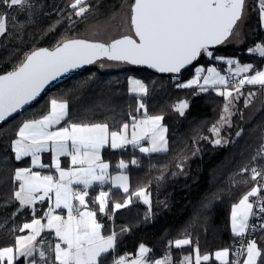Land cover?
I'll list each match as a JSON object with an SVG mask.
<instances>
[{"label":"snow or ice","instance_id":"6c2138e0","mask_svg":"<svg viewBox=\"0 0 264 264\" xmlns=\"http://www.w3.org/2000/svg\"><path fill=\"white\" fill-rule=\"evenodd\" d=\"M0 5L7 9L17 8L21 14L27 10L29 23H31V9L33 0H0ZM71 13L66 17L62 15L63 9L57 12L58 19L49 31L63 23L65 19L69 27L91 11L92 5L88 0H72L68 5ZM256 9L259 13L261 27H264V0H259ZM248 15L247 0H134L131 5L130 21L132 34H123L120 38L111 39L110 42H93L84 39H69L50 50L38 48L26 55L24 62L15 71L0 75V122L5 121L13 114L24 109L29 102L36 100L41 91L50 82L56 80L72 70L85 65L96 64L102 59L113 62H121L131 65H146L160 73L180 74L182 70L193 65L200 57L213 60H225L216 56L213 46L223 45L230 41H240L242 25ZM13 26L23 29L25 25L19 24L16 17L12 18ZM8 32V17L6 12H0V36ZM135 37V38H134ZM249 53H259L264 57V42L247 49ZM228 65H236L235 74L248 73L254 70V65H240L231 58L226 60ZM104 66L103 63L100 65ZM207 71L210 75L201 77ZM215 74V78L211 75ZM201 78L203 85L200 84ZM134 85L130 89L141 99L138 100L139 112L147 109L143 97L148 95V88L138 80L129 78ZM229 80L220 76L215 68L205 69L203 66L195 67L194 75L186 83H177L178 88L199 87L200 92L208 91V87L222 85L224 91L218 94L226 97L224 112L220 120L213 125L211 131L215 139L211 141L214 146H223L229 143V137L221 136L224 125L232 127L231 117L236 114L230 108L234 100L242 95L240 88L244 84L259 85L264 89V70L255 71L254 75H246L240 79L234 91L228 90ZM249 97L254 93H249ZM251 103L245 98V106ZM51 110L39 120H26L19 127L17 138L11 141L10 147L14 153L16 162L25 157L31 158L32 167L52 168L59 173L58 178L53 175H42L39 171H33L32 167H18L12 177L13 183L19 182L18 190L13 198L19 202L17 212L24 208L36 211L34 205L37 201H51L55 197V209H66V217L54 214L51 205L44 216L47 223H42V218H33L31 223H24L14 231L23 232L29 230L28 235L16 236L15 245L0 248V264H14L23 258L25 264H104V258L114 252L117 247L118 237L123 236L127 229L119 232L110 231L104 235L105 226L97 219V212L88 209L86 197L88 190L95 185L104 186L112 182L113 189H122L129 194L128 177L121 174L110 177L107 173L109 164L103 162L100 150L105 146L112 149H124L128 145L138 148L143 154H167L169 142L166 136L167 127L162 124L163 115L146 116V119L137 121L133 117V131L131 139H128L129 124L122 125L120 131H109L107 123H68L53 130L68 116L69 104L67 101L51 99ZM189 107L187 101H181L175 106V110L183 116L185 109ZM139 128L140 134L136 129ZM243 129L236 131L235 136L240 137ZM148 141V146H141V141ZM200 139H207L201 137ZM51 150L53 153L52 165L40 162V153ZM199 148L194 149L190 155H184L177 164L178 171L172 172V176L187 175L185 166L187 161L198 156ZM71 157L73 167L65 169L61 167L60 157ZM264 156V144H261L257 154L252 157L250 164L257 157ZM139 162L135 159L132 165ZM129 165L121 160L119 169H127ZM241 172H250L251 180L257 181L264 177V167L245 165ZM164 180L163 173L156 177L157 184ZM82 185L83 190H74L72 185ZM264 185L253 187L239 203L232 206L231 223L232 231L237 236H242L246 231L258 232L264 230V224L259 223L264 219V197L258 202L254 210V204L250 197H257ZM152 193L148 189H140L128 195L123 203H114L111 206L113 215L116 210L126 208L132 203L133 197L142 199L144 204L151 205ZM110 193L101 191L93 203L98 204V212L101 216H107L109 212ZM74 201L76 203H74ZM166 206V204H165ZM83 209V210H81ZM15 216V213L13 214ZM250 217H255L256 222L250 224ZM111 219V217H109ZM147 218V217H146ZM54 230L58 242L54 248L41 236L44 229ZM41 237L38 241L37 238ZM264 241V236H260ZM190 239H177L174 242L176 248L190 245ZM172 242L169 241V245ZM45 246L48 252H45ZM151 249L140 244L134 258L128 259L129 254L113 258V264H190L191 257L185 256L183 261L173 262L169 254L163 259H150ZM54 253V260L52 254ZM195 264L209 261L208 255L201 256L199 248L195 249ZM37 255L39 260L37 259ZM229 250L223 249L215 253V259L222 264H229L227 258ZM264 264V245L258 246L256 239L249 240L246 244V254L237 264Z\"/></svg>","mask_w":264,"mask_h":264},{"label":"trees","instance_id":"16d2710c","mask_svg":"<svg viewBox=\"0 0 264 264\" xmlns=\"http://www.w3.org/2000/svg\"><path fill=\"white\" fill-rule=\"evenodd\" d=\"M71 2L33 0L31 23L27 10L21 14L17 8L7 9L0 5V12H6L8 17V32L0 38V73L15 69L26 55L38 48L55 47L65 40L84 36L93 30L100 19L121 5V0H88L92 9L82 18L74 17L78 21L76 24L69 27L65 19V23L49 31L56 23L60 9L64 10V17L71 13L68 8ZM257 5V0L247 2L248 15L243 24L241 43L223 44L211 49L216 56L235 57L239 62L251 63L254 70H250V73L264 66V57L247 51L264 42V27H261ZM13 17L18 19L19 24L25 25L23 29L13 26ZM200 63L224 66L220 60L202 56L181 73L184 81L193 77L195 66ZM134 73L144 79L148 88V95L143 97L146 115L164 116L169 151L167 154L148 155L134 147H104L103 157L110 162V172L119 171L118 164L124 160L129 165L126 171L131 176L129 194H125L122 189H113L109 183L102 187L95 185L88 191L89 206L97 212V219L105 226L104 235L110 231L127 229L123 236L118 237L116 250L104 258V264H113L114 257L136 255L140 244L152 250V260L163 258L167 253L173 262H180L185 255L194 254L197 247L200 255H212L217 250L228 249L229 261L233 259L239 236L232 231V206L257 183L251 180L250 172H241V169L245 165L264 167V156L257 157L250 164L261 144H264V109L252 123L243 126L244 99L240 98L236 114L232 116V127L222 129L220 133L221 136L229 137V143L214 146L211 141L215 136L211 129L224 115L227 99L212 89L206 92H200L195 86L179 89L174 82L176 74L160 73L140 65L112 71H103L90 65L57 84L40 101L0 126V248L14 246L16 236L28 232L27 229L23 232L14 229L21 228L33 217H43L42 214H45L37 208L40 204L36 206L35 212L27 207L17 212L19 202L13 198V194L18 190L19 182L14 184L12 177L16 168L31 167L30 157L16 162L10 147L11 141L17 138L19 127L26 120H39L47 115L51 110V99H57L69 104L68 116L60 126L106 122L111 130H117L133 116L143 115L144 110L137 111L141 98L128 92L129 78ZM181 101H187L189 105L183 116L175 110ZM240 129H243V134L236 137L235 133ZM196 148L200 152L187 161L184 169L187 175L173 177L171 173L178 171L177 164L181 157L190 155ZM133 159L139 163L132 165ZM162 173L164 180L157 184L156 177ZM141 187L150 189L151 207L133 197L128 207L116 210L113 215L111 206L123 203L128 195ZM101 191H109L111 197L107 216H101L98 204L93 203ZM261 224H264V219ZM260 236H264V230L258 231L254 237L258 246L264 245ZM185 238L192 243L176 248L175 240ZM14 264H25V261L21 258ZM201 264L221 263L211 256L209 261H202Z\"/></svg>","mask_w":264,"mask_h":264},{"label":"rangeland","instance_id":"374dc122","mask_svg":"<svg viewBox=\"0 0 264 264\" xmlns=\"http://www.w3.org/2000/svg\"><path fill=\"white\" fill-rule=\"evenodd\" d=\"M249 0H247L248 2ZM257 2L259 3V0H257ZM133 3V0H121L120 2V7L117 9V10H113L108 16H105L104 18L100 19L96 24L95 26H93V30L90 31V32H87L86 34H84L85 37H88L90 39H96V40H102V41H105V42H110L111 39H116L117 37H120L121 35L123 34H132L133 31L131 29V25H130V21L128 20V17L130 15V9H131V5ZM242 32H243V25H242ZM82 37V36H81ZM1 38V36H0ZM241 39H242V35L240 37V41H230L226 44H230V43H236V44H239L241 43ZM225 44V45H226ZM211 50V49H210ZM219 57H223L225 58V60H220L222 62H224V66L223 65H216L214 63H211L210 65H205L203 63H200V64H197L195 67H199V66H203L205 69L207 68H215L217 70V72L219 73L220 76H223L226 78V80H229L230 81V84L229 85H232L233 84V80L235 79L233 77V72H235V68H236V65H228L226 63V60L231 58L233 60H236L238 61L237 58L235 57H226V56H222V55H218ZM239 62V61H238ZM101 63L104 64L103 67H101ZM240 65H244V64H251V63H242V62H239ZM92 65H95L97 66L98 68H100L101 70L103 71H112V70H119V69H123V68H128V67H131V64H126V63H121V62H113V61H107L106 59H102L101 61L97 62L96 64H92ZM234 67V68H233ZM207 75H210L207 71H204L202 74H201V77L203 76H207ZM214 78H215V74H211ZM228 77H231V78H228ZM233 77V78H232ZM130 78H133V79H138L140 81H142L145 86L147 87L146 85V82L144 81V79L138 75L137 73H134L130 76ZM228 78V79H227ZM189 80V79H188ZM188 80L184 81L183 80V84L186 83ZM174 82H175V85L177 84L175 79H174ZM203 79L201 78L200 80V84L203 85ZM134 87V85H132L131 83H129V89H128V92L131 93V94H136V93H133L130 91V89ZM205 87H208V90L209 89H212L214 90L215 92H219V89H221L220 85H215V86H205ZM178 88V87H177ZM180 89V88H179ZM198 89V88H197ZM199 90V89H198ZM137 95V94H136ZM236 93H234L233 96H235ZM246 96V94H245ZM226 98V97H225ZM238 102H241V99L239 98L238 100H234L232 102V106L230 108V110L235 113V111L237 110L236 108V105H238ZM143 111V109H142ZM224 115H226V113L224 112ZM223 115V116H224ZM146 116H154V115H145V112L143 111V115L141 116H133L135 117V119L137 121L139 120H144L146 119ZM133 117L130 121L128 122H125L127 124H129V129L127 131V136H128V139H131V134H132V131H133V128H132V125H133ZM233 122H234V119H233ZM232 122V117H231V124L233 123ZM97 123H106V122H97ZM124 123V124H125ZM243 123V122H242ZM108 124V123H107ZM162 124L165 125L162 121ZM109 125V124H108ZM166 126V125H165ZM54 130L56 128H59V126H54ZM110 127V126H109ZM228 126L227 125H224L222 129H226ZM122 128V126L120 128H118L117 130H111V128H109V131H120ZM137 133L140 134V129L137 128L136 129ZM166 136H167V133H166ZM141 146H148V141L145 139L143 141H141ZM127 147H133L132 145H128ZM136 150H138V148H135ZM103 149L100 150V157H101V160L103 162H106L109 164V168L107 170V173L110 177H117V176H120L121 174L123 175H126L128 177V185H129V192L131 191V176H130V173L126 171V169H120L119 171H114V172H110L111 170V165H110V162L106 159H104L103 157ZM102 151V152H101ZM139 151V150H138ZM46 154V152H45ZM143 154V153H142ZM52 158V157H51ZM64 163H66L67 165H69L68 168H71L73 167V165L71 164V157L70 158H64L63 159ZM53 162H50V163H47L46 165H52ZM127 163V162H125ZM128 164V163H127ZM32 167V165H31ZM61 167L62 168H67L66 166H63L62 163H61ZM32 170L33 171H39L42 175H53L54 177L58 178L59 176V173L56 172L55 168L52 167L50 168V172H47V171H42L41 169H39L38 167H32ZM109 184L112 185V182L109 181L108 182ZM107 184V183H106ZM76 185V184H75ZM75 185H72V188L74 190H78ZM256 187V185L254 186ZM82 188V187H81ZM81 188L79 189L81 191ZM148 189L150 190L149 188H146V187H141V188H138L137 190L135 191H138L140 189ZM89 191V190H88ZM134 191V192H135ZM250 191V190H249ZM248 191V192H249ZM106 192H109V191H106ZM247 193H245L244 195H246ZM243 195V196H244ZM98 196V195H97ZM243 196L240 198L242 199ZM86 199V203L88 205V209L89 210H92L94 211L90 206H89V201H88V197L85 198ZM151 199V203H152V197H150ZM142 202L143 200L140 199ZM239 202V201H238ZM238 202L234 203V204H237ZM40 201H37V203L34 205V207L36 208L37 204H39ZM74 203H76L74 201ZM233 204V205H234ZM49 205H51L53 207V209L55 210L54 211V214H60V215H63L66 217L67 215V210L66 209H55V197L53 195V198L51 201H47V205H39L37 208L39 210L42 209V213L44 212H47L48 208H49ZM147 205V204H146ZM152 205V204H151ZM151 205H148L149 207H151ZM19 208V207H18ZM83 210V209H81ZM43 217H40V216H37V217H33V218H42V223L46 224L47 223V219L46 217L44 216V214H42ZM32 218V219H33ZM31 219V220H32ZM31 220H29L28 222H25V223H31ZM29 234V231L26 235ZM41 236L43 238H45V240L47 241L48 244H51L52 247L54 248V245L56 242H58V238L55 237V234H54V230H48V229H44L41 233ZM41 237H38L37 240L39 241ZM45 252L47 254L48 252V248L47 246H45ZM222 250V249H220ZM218 251V250H217ZM215 253V252H214ZM195 255L196 253L194 254H188V255H185V256H190L191 257V261H190V264H195ZM205 255H208L209 257H211L212 255L211 254H205ZM133 256V254H131L129 257ZM170 256V255H169ZM184 256V257H185ZM203 256V255H201ZM184 257L181 261L184 260ZM171 260H172V257L170 256ZM37 259L39 260L38 258V255H37ZM52 259L54 260V253L52 254ZM156 259H163L162 257L161 258H154V260ZM15 263V262H14Z\"/></svg>","mask_w":264,"mask_h":264},{"label":"crops","instance_id":"0c3cea01","mask_svg":"<svg viewBox=\"0 0 264 264\" xmlns=\"http://www.w3.org/2000/svg\"><path fill=\"white\" fill-rule=\"evenodd\" d=\"M234 65V64H233ZM234 68V67H233ZM261 70H264V66ZM259 70V71H261ZM255 73H240L238 76L235 74V72H233V77L237 78L238 80L243 79L246 75H254ZM232 77V78H233ZM231 78V77H228ZM227 78V79H228ZM238 84H232V85H228V90H232L233 91V95L235 93L234 89ZM222 86V85H220ZM196 87V86H195ZM199 89V87H197ZM221 89H219V92L224 91L225 87L222 86L220 87ZM200 90V89H199ZM240 91L242 93V95L240 96V98L244 99V107H243V111H242V125L243 126H247L250 123H252L254 121V119L257 117V115L264 109V89L261 88V86L259 85H249V84H244L241 88ZM218 92V93H219ZM249 93H254V95H252L251 97H249ZM246 94V96H245ZM245 98H249L251 100V103L246 107L245 106ZM62 122V121H61ZM57 127H62L60 125H56ZM66 126V125H65ZM55 128V127H54ZM53 128V130H54ZM103 149V148H102ZM102 152V151H101ZM53 157V153L51 152V150L47 151L46 154L45 152H41L40 153V162L42 164H47L52 161ZM64 158H70L68 156H61L60 157V162L62 163L63 166H66L68 169L69 165H67L66 163H64L63 159ZM42 171H47L50 172V168H40ZM75 185V184H73ZM75 187L79 190L81 187V191L83 190V186L82 185H75ZM48 200H45L44 202H40L39 204H44L47 203ZM250 202H252V197H250ZM239 203V202H238ZM38 205V204H37ZM232 226V223H231ZM28 230V229H27ZM29 231V230H28ZM28 233V232H27ZM235 234V233H234ZM26 235V234H25ZM236 235V234H235ZM23 236V235H22ZM237 236V235H236ZM223 250V249H222ZM221 251V250H218ZM217 252V251H216ZM215 252V253H216ZM215 253L212 254V256L215 258ZM230 259V251H229V256L227 258V260L229 261ZM219 262L222 264V261L219 260Z\"/></svg>","mask_w":264,"mask_h":264},{"label":"built area","instance_id":"2783aa9c","mask_svg":"<svg viewBox=\"0 0 264 264\" xmlns=\"http://www.w3.org/2000/svg\"><path fill=\"white\" fill-rule=\"evenodd\" d=\"M174 79L176 83L183 84V78L181 74H176L174 76ZM239 80L235 78L233 80V84H238ZM177 85V84H176ZM258 185H264V177L258 178L256 187ZM264 197V188L261 189V192L258 194L257 197H252V203L254 204V210L257 209L258 207V202L260 199ZM263 219H260L259 223H262ZM256 218L255 217H250L249 223H255ZM257 232H251L250 230L246 231L244 235L239 236L238 241L235 245V248L233 250V259L231 261H228L229 264H237V261H242L245 258L246 254V244L249 240L254 239L255 235Z\"/></svg>","mask_w":264,"mask_h":264},{"label":"water","instance_id":"95a60500","mask_svg":"<svg viewBox=\"0 0 264 264\" xmlns=\"http://www.w3.org/2000/svg\"><path fill=\"white\" fill-rule=\"evenodd\" d=\"M132 35L134 36V32L132 33ZM117 38H120V37H117ZM134 38H135V37H134ZM73 39H84V40H89V41H93V42H105V41H102V40L90 39V38L85 37V36H82V37H81V36H78V37H75V38H73ZM216 46H218V45H216ZM55 47H56V46H55ZM55 47H41V48H48V49L52 50V49H54ZM213 47H214V46H213ZM23 62H24V61H23ZM23 62H22V63H23ZM22 63H21V64H22ZM21 64H20V65H21ZM20 65H19V66H20ZM19 66H17L16 68H18ZM89 66H90V65H85V66H83V67H81V68H79V69L72 70L71 72L66 73V74H64L63 76L58 77L56 80L50 82V84L46 85L45 88L41 91L40 95L36 98V100L29 102L28 105H25L24 109L20 110L18 113L13 114L11 117L7 118L5 121L0 122V126H1L2 124H4L5 122H7L8 120H10V119L14 118L15 116H17L18 114L22 113L23 111H25L26 109H28V108L31 107L32 105H34V104H35V103H36V102H37V101H38V100H39V99H40V98H41V97H42L47 91H49L50 89H52L53 87H55L57 84H59L60 82L66 80V79H68V78H70V77L73 76L74 74L78 73L79 71H81V70H83V69H85L86 67H89ZM140 66L146 67V68H148V69H150V70L157 71V70H155V69H152V68L147 67L146 65H140ZM188 67H189V66H188ZM188 67H187V68H188ZM16 68H15V69H12V70H8V71L3 72V73H0V75H4V74H7L8 72L15 71ZM187 68H186V69H187ZM186 69L182 70V72L185 71ZM182 72H181V73H182ZM134 257H135V255H133V256H131V257H128V259H132V258H134Z\"/></svg>","mask_w":264,"mask_h":264},{"label":"bare ground","instance_id":"6f19581e","mask_svg":"<svg viewBox=\"0 0 264 264\" xmlns=\"http://www.w3.org/2000/svg\"><path fill=\"white\" fill-rule=\"evenodd\" d=\"M104 7H105V6H104ZM104 7H103V8H104ZM106 8H107V7H106ZM103 11H104V10H103ZM261 67H262V65L260 66V68H261ZM258 68H259V67H258ZM258 68H257V69H258ZM258 70H259V69H258ZM252 71H253V70H252ZM71 77H72V76H71ZM47 92H48V91H47ZM45 94H46V93H45ZM45 94H44V95H45ZM44 95H43V96H44ZM43 96H42V97H43ZM42 97H41V98H42ZM41 98H40V99H41ZM40 99H39L38 101H40ZM38 101H37V102H38ZM37 102H36V103H37ZM199 208H200V207H199Z\"/></svg>","mask_w":264,"mask_h":264}]
</instances>
